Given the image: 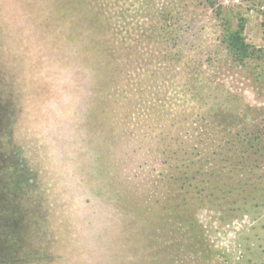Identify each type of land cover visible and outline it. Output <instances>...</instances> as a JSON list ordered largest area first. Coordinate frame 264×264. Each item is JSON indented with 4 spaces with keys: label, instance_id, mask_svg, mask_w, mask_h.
<instances>
[{
    "label": "rangeland",
    "instance_id": "rangeland-1",
    "mask_svg": "<svg viewBox=\"0 0 264 264\" xmlns=\"http://www.w3.org/2000/svg\"><path fill=\"white\" fill-rule=\"evenodd\" d=\"M0 264H264V0H0Z\"/></svg>",
    "mask_w": 264,
    "mask_h": 264
},
{
    "label": "clouds",
    "instance_id": "clouds-1",
    "mask_svg": "<svg viewBox=\"0 0 264 264\" xmlns=\"http://www.w3.org/2000/svg\"><path fill=\"white\" fill-rule=\"evenodd\" d=\"M65 103H71L70 96L65 98ZM63 198L68 205L63 218L68 219L81 235L99 236L110 226L112 210L99 198L82 194L70 184L65 186Z\"/></svg>",
    "mask_w": 264,
    "mask_h": 264
},
{
    "label": "trees",
    "instance_id": "trees-1",
    "mask_svg": "<svg viewBox=\"0 0 264 264\" xmlns=\"http://www.w3.org/2000/svg\"><path fill=\"white\" fill-rule=\"evenodd\" d=\"M226 42L233 54L243 61L248 57H252L255 53V49L252 45L247 43L243 37V24H239L237 28L229 31L225 35Z\"/></svg>",
    "mask_w": 264,
    "mask_h": 264
}]
</instances>
